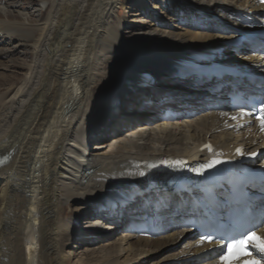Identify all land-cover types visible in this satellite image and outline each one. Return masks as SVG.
<instances>
[{
	"label": "bare ground",
	"instance_id": "6f19581e",
	"mask_svg": "<svg viewBox=\"0 0 264 264\" xmlns=\"http://www.w3.org/2000/svg\"><path fill=\"white\" fill-rule=\"evenodd\" d=\"M16 9L0 0V61L11 56L0 88L17 84L0 91V264H170L207 248L182 244L178 232L158 240L130 232L156 196L137 198V187L160 177L140 163H195L208 157L200 151L208 141L224 155L260 150L264 137L224 131L197 105L207 87L177 65L200 53L264 74L263 58L231 47L245 30L236 17L258 15L256 0H44ZM148 25L154 36L125 38ZM171 107L199 115L172 123ZM89 214L116 224L78 227Z\"/></svg>",
	"mask_w": 264,
	"mask_h": 264
},
{
	"label": "rangeland",
	"instance_id": "374dc122",
	"mask_svg": "<svg viewBox=\"0 0 264 264\" xmlns=\"http://www.w3.org/2000/svg\"><path fill=\"white\" fill-rule=\"evenodd\" d=\"M9 4V5H12V6H16L17 7V9H16V11H19V12H21V13H29L30 11H35L37 8L39 9V7H41L42 6V4L44 3V0H3V4ZM22 7H24V8H22ZM22 8V9H21ZM21 10V11H20ZM127 12V11H126ZM124 10H120L118 13H117V17L118 18H121L122 16H124L125 15V13H126ZM33 17L34 18H37V20H38V18L40 17V15H39V13L37 14V13H34L33 14ZM127 17H129L128 19H135V21H142L143 22V17L144 16H142V15H140V16H133V15H130V16H127ZM129 26V25H128ZM127 27V26H126ZM148 28H150L149 30H147V31H145L144 33H143V31L142 32H132V33H128V34H125V38L126 39H129V40H133V38L135 37V36H137V34H139V33H141L142 34V37L143 38H147L148 39V36L149 35H153L154 36V34L152 33V30H151V28H155L153 25L151 26V27H149V25L147 26ZM130 31V30H129ZM177 32V31H176ZM144 34V35H143ZM149 37H151V36H149ZM158 37V36H157ZM163 37V35H160L159 36V38L161 39ZM128 40V41H129ZM155 43V42H154ZM153 48V47H152ZM18 56V55H17ZM17 56H14L15 58L17 57ZM13 57V56H12ZM3 59L0 61V63H1V67H0V73H3V72H5L4 71V69L8 66V65H10L9 63H8V61H11V56H9V55H6V56H3L2 57ZM26 59V62H29L30 61V58H28V57H24V60ZM29 59V60H28ZM11 71H18L17 69H11ZM7 72V71H6ZM9 73V72H8ZM14 73H17V72H14ZM22 73V72H21ZM22 75V74H21ZM21 75H18V79H21L23 76H21ZM15 85V86H14ZM16 85L17 84H13V83H10V84H8L6 87H4V86H2L1 88H0V91H4V90H6V91H8L9 93L10 92H12L13 93V91L17 88L16 87ZM11 87H14L13 89L11 88ZM70 207V208H69ZM79 207H81V205H76V204H74V205H67V206H65V207H63V211H62V213L64 214V217L65 218H69V217H71V216H69V215H73V214H75V213H77V212H73V210H75V209H78ZM65 210V211H64ZM68 211V212H67ZM65 212V213H64ZM70 219V218H69ZM79 220H80V218H79ZM94 222H96V220L95 219H93V217H91V214H89V216L88 217H86V218H83V220H80V223H78V227H80V228H82V229H84V230H91V231H93L94 229H98V230H100V231H103L104 229H105V227H110V228H112V227H114V226H110V225H112L111 223H107V222H102L101 224H100V222H98V223H94ZM105 223V224H104ZM117 232V231H116ZM113 233H115V232H112V234ZM87 248V246L85 245H83L82 247H80V250H78L79 252H82L83 253V251L85 250ZM181 248H179V249H177V251H179ZM165 251V250H164ZM176 251V252H177ZM83 256V255H82Z\"/></svg>",
	"mask_w": 264,
	"mask_h": 264
},
{
	"label": "snow or ice",
	"instance_id": "6c2138e0",
	"mask_svg": "<svg viewBox=\"0 0 264 264\" xmlns=\"http://www.w3.org/2000/svg\"><path fill=\"white\" fill-rule=\"evenodd\" d=\"M261 124L264 126V118H261ZM216 163H219V161H216ZM208 167H212V165L209 164ZM249 246L264 254V236H260L255 231L250 230L247 234H241L239 238L232 239L223 246L226 251H223L219 257L220 264H260V261H252L250 259L252 252L248 250ZM245 257L249 259H245ZM261 260H264V255H261Z\"/></svg>",
	"mask_w": 264,
	"mask_h": 264
}]
</instances>
